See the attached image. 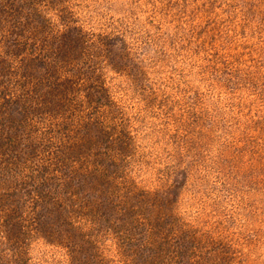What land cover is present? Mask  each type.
<instances>
[{"label": "rangeland", "instance_id": "obj_1", "mask_svg": "<svg viewBox=\"0 0 264 264\" xmlns=\"http://www.w3.org/2000/svg\"><path fill=\"white\" fill-rule=\"evenodd\" d=\"M0 264H264V0H0Z\"/></svg>", "mask_w": 264, "mask_h": 264}]
</instances>
